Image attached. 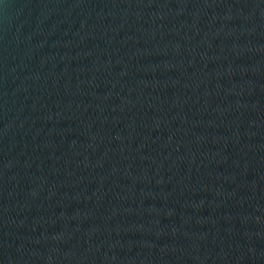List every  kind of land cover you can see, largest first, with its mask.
<instances>
[{
	"label": "water",
	"instance_id": "obj_1",
	"mask_svg": "<svg viewBox=\"0 0 264 264\" xmlns=\"http://www.w3.org/2000/svg\"><path fill=\"white\" fill-rule=\"evenodd\" d=\"M0 264H264V0H0Z\"/></svg>",
	"mask_w": 264,
	"mask_h": 264
}]
</instances>
